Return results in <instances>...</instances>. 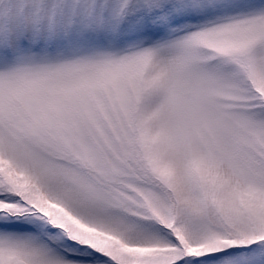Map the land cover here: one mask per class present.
I'll return each instance as SVG.
<instances>
[{
  "label": "snow or ice",
  "instance_id": "snow-or-ice-1",
  "mask_svg": "<svg viewBox=\"0 0 264 264\" xmlns=\"http://www.w3.org/2000/svg\"><path fill=\"white\" fill-rule=\"evenodd\" d=\"M0 264H264V0H0Z\"/></svg>",
  "mask_w": 264,
  "mask_h": 264
}]
</instances>
